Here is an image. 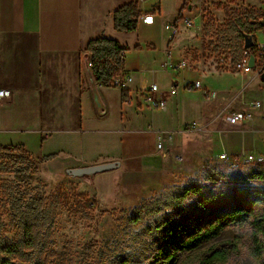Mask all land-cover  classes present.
<instances>
[{"label": "rangeland", "instance_id": "rangeland-1", "mask_svg": "<svg viewBox=\"0 0 264 264\" xmlns=\"http://www.w3.org/2000/svg\"><path fill=\"white\" fill-rule=\"evenodd\" d=\"M242 1L187 0L181 16L191 19L192 27L175 23L177 33L171 44L179 52L177 61L180 57L187 61L183 74H196L209 90L216 92L215 99L181 87L175 97H170L168 93L174 84L161 68L162 58L157 59L155 65L159 70L155 77L145 74L136 78L148 82L155 78L168 111L148 110L141 117L131 110L128 114L131 132L108 134L104 140L93 143L83 158L84 150L44 164L21 151L0 158L1 236L15 240L19 232L17 213L37 201L49 210L54 221L51 228L42 230L38 249L27 250V256L17 259L16 264H155L152 256L157 248L170 249L156 229L164 221L172 219L171 227L176 223L189 226L195 222L191 219L196 213L195 203L206 195H217L222 203L234 193L264 189V184L246 182L243 178L257 165L232 171L218 159L221 152L218 143L224 135L231 138L239 124H246L241 126L242 130L251 135L248 143L254 149L249 152L264 153V84L253 78V70L239 73L234 68L242 42L237 34L230 35L227 31L230 22L244 20L246 9ZM165 4L164 19L169 24L179 14L183 0H166ZM247 5L251 10L260 7L258 0H249ZM165 30L163 26L160 32ZM256 38L263 42L264 35L258 34ZM159 52L162 54L164 49ZM258 100L260 108H251L250 104ZM236 112H251L252 127L247 122L232 124L230 115ZM142 149L161 160L158 176L151 178L147 186L139 182L144 181V176L137 169ZM74 160H83L85 167L111 162L123 165L94 178H73L65 171L74 168L71 166ZM189 186L202 187L204 192L177 207L169 206L170 199ZM144 203L162 212H150L138 224H132L135 209ZM250 232L249 226H228L217 239L181 256L175 264L182 261L198 264L212 247L223 246L235 237L241 239L242 254L227 264H256L250 253Z\"/></svg>", "mask_w": 264, "mask_h": 264}, {"label": "crops", "instance_id": "crops-1", "mask_svg": "<svg viewBox=\"0 0 264 264\" xmlns=\"http://www.w3.org/2000/svg\"><path fill=\"white\" fill-rule=\"evenodd\" d=\"M165 1L0 0V89L11 91V97L0 103V146H20L36 160L51 155L72 156L78 150H84L83 158L93 143L104 140L108 134L131 132L128 128L131 110L141 117L148 110L155 111L140 97L145 88L157 84L155 78L150 82L137 81L136 76L155 77L159 70L155 65L157 59L162 58L161 68L178 89H182L185 81L196 80L194 73L184 75V70L170 68L179 58L178 50L171 44L172 27L183 14L186 0L169 24L164 19ZM131 2H138L142 17H148V21H139L135 32H117L113 13ZM153 10L156 14L149 15ZM163 26L165 33L160 32ZM99 38L115 40L127 49L124 72L131 78L125 86L130 104L122 103L121 89L99 87L93 77L86 47ZM159 49H164L165 54ZM95 92L101 109L96 105ZM243 122L249 127L253 125L252 119ZM243 125L239 124L231 138L224 135L217 145L219 154L254 149L248 143L251 135L242 130ZM139 157L137 169L144 176V181L139 182L147 186L151 178L158 176L161 160L144 149ZM71 166L82 168L85 163L74 160ZM155 184L159 185V181Z\"/></svg>", "mask_w": 264, "mask_h": 264}, {"label": "trees", "instance_id": "trees-1", "mask_svg": "<svg viewBox=\"0 0 264 264\" xmlns=\"http://www.w3.org/2000/svg\"><path fill=\"white\" fill-rule=\"evenodd\" d=\"M248 1H242L246 9L244 20L237 19L232 23L230 22L227 27L228 34H237L236 37L242 42V45L238 46L239 57L244 48V36L252 35L259 27L253 22L256 13L253 9L248 8ZM186 2L187 0L182 10H184ZM150 14L155 15L156 10L149 12ZM141 16L138 2L126 4L113 13L114 28L120 33L135 32L138 29ZM182 19V16L179 15L176 23ZM135 49L139 50L140 47ZM86 51L91 56V71L97 85L103 88L115 87L114 78L124 71L127 49L120 47L115 40L99 38L91 40L87 44ZM121 100L123 104L131 103L128 90L121 89ZM16 151H21L24 155L30 156L20 146H0V158ZM55 158V155H51L37 161L39 164H44L52 162ZM257 166L256 169L243 176L246 182L264 184V165ZM203 192L202 187L189 186L174 195L169 201V206L177 207L189 198L198 196ZM194 207L196 213L191 218L195 221L192 225L176 223L171 227L173 220L168 219L157 226L156 229L163 235L170 249H166L164 246L158 247L152 256V261L155 264L177 263L181 256H185L204 244L217 239L228 226H249L251 228V256L254 257L256 264H264V189H246L238 194L230 195L222 203H220L217 195L209 194L197 201ZM150 212L160 213L162 210L144 203L140 208L135 209V215L130 222L134 225L138 224L141 217ZM17 216L19 232L16 239L9 241L0 234V264H16L17 259L22 260L27 256V250L38 249L41 243L42 230L51 228L54 223L49 210L43 209L41 201L34 202L25 211H19ZM241 249V239L235 237L223 246L212 247L198 264H227L234 257H239L242 254ZM180 264L186 263L182 261Z\"/></svg>", "mask_w": 264, "mask_h": 264}, {"label": "built area", "instance_id": "built-area-1", "mask_svg": "<svg viewBox=\"0 0 264 264\" xmlns=\"http://www.w3.org/2000/svg\"><path fill=\"white\" fill-rule=\"evenodd\" d=\"M248 1V0H244ZM260 3V7L253 9V11L258 14L257 18L253 21L255 24L259 25V27L253 32V46L249 49L243 48L242 54L240 59L234 65V68L239 72L243 73L246 71L253 70L254 77L258 78L263 84L261 76L264 74V40L263 42H258L256 36L258 34L264 35V0H258ZM251 8V7H250ZM143 21H148V17H143ZM182 21V22H181ZM180 22V25H184L185 27L189 28L192 27L193 22L189 18H184ZM178 24V25H179ZM177 33V29L175 25L172 27V34L173 39L175 34ZM251 56L254 57L255 65L253 68H249V62ZM89 67H92V62H89ZM188 67L187 61L184 58L180 57V60L177 61L173 66L171 65V69L173 71H181ZM131 81L130 76L125 73L124 71L120 72L114 78V85L119 89H125L127 83ZM184 91H200L202 92L203 96H206L209 100H213L216 97V92L209 90L206 86H204L201 79H196L194 81L185 82L182 86ZM178 93V87L175 85L171 87L169 91V96L174 97ZM11 97V91L8 89H0V103ZM140 97L143 101L152 109L156 111H163L166 112L168 109V103L166 101L165 96L162 94L160 87L157 84H153L143 90L140 94ZM251 108L259 109L261 106L260 101H255L250 104ZM251 112H236L230 115V122L232 124H237L243 121H249L252 119ZM162 145L159 144L158 148H161ZM218 159L221 163L227 166L232 171H237L241 167L246 165H264V153H252L241 151L236 154H229V153H221L218 155Z\"/></svg>", "mask_w": 264, "mask_h": 264}, {"label": "water", "instance_id": "water-1", "mask_svg": "<svg viewBox=\"0 0 264 264\" xmlns=\"http://www.w3.org/2000/svg\"><path fill=\"white\" fill-rule=\"evenodd\" d=\"M253 46V35H245L244 36V48L249 49ZM255 65L254 57L251 56L250 62H249V68H253ZM262 81H264V74L261 76ZM95 102L98 107V109H101V103L99 100V96L97 92H95ZM120 167L119 162H111V163H105L90 167H82V168H72L66 170V175L73 178H83V177H89L94 178V176L98 174L108 173L111 171H115Z\"/></svg>", "mask_w": 264, "mask_h": 264}]
</instances>
